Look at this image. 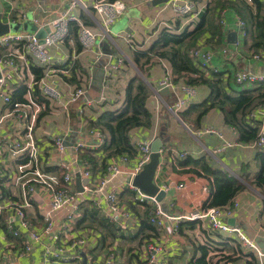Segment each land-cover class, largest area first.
<instances>
[{"label":"crops","instance_id":"1","mask_svg":"<svg viewBox=\"0 0 264 264\" xmlns=\"http://www.w3.org/2000/svg\"><path fill=\"white\" fill-rule=\"evenodd\" d=\"M122 1L125 5L124 11L108 29H104L92 8L95 0H81L74 13L79 18L81 15L89 16L94 22L93 26L89 27L99 31L100 36L90 48L82 49L80 52L74 50L72 38L50 48L58 64L66 63L69 58H73L72 53H75V59L80 66L78 71L84 78L86 94L91 101L85 103L83 99L78 100L70 103L67 110L56 106L45 114H40L33 128V136L38 146L39 166L44 171L60 173L62 170L60 163L72 161L73 147L66 146L62 153L55 151L51 144L54 137L60 138L69 133L67 141L74 144L80 141L92 147L96 145L94 149L99 148L100 141L96 134L99 130L94 127L93 122L98 120L103 112L115 111L122 106L128 80L139 74L133 61L134 51L147 47L161 28L166 27L172 33L191 31L197 24L200 14L218 1L224 3L222 8L218 7L221 13L220 20L223 22L220 24L224 30L222 44L213 48L206 45L203 38L196 42V48L201 47L212 52L210 66L212 70L202 69L204 75L212 78L213 73L220 72L225 92L235 93L236 96L238 91L244 88L259 86L237 85L233 81V73L236 70L264 73V47L249 48L252 42H260L262 38L251 26L249 34L242 38L234 24L235 16L238 15L234 6L237 4L240 6V0H186L195 5L193 13L187 16H177L167 1L155 5L152 3L153 0ZM0 2L3 5L4 21L27 23L30 28L32 26L35 28L32 29V33L35 34L39 29L47 28L41 27L35 20L45 22L55 19L69 0H0ZM244 2L252 5V2L246 0ZM251 7L252 16L256 17L254 6ZM20 14H24V17L20 18ZM259 14L262 17L263 11ZM261 30L264 36V21ZM231 33H236L238 49L235 48L236 42L229 41L233 39V36L229 38ZM126 34L132 35L131 41L126 40ZM223 48H227L229 53H221ZM104 50L112 53V62L121 58L122 64L119 70L111 73V76L104 74V82L99 89L93 86L92 81L100 63L108 60ZM255 54L259 55L258 59L254 58ZM192 57L193 64H197L198 59L193 53ZM167 69L170 70L167 63L157 58L146 65L145 79L151 90L146 106L151 113V124L147 128L135 127L129 131V141L134 147L143 141L151 142L159 135L164 139L154 177L156 185L165 191L162 201L158 202L161 213L157 216L163 220L162 225L151 224L154 232L146 228L140 230V220L146 208L148 206L153 208L157 201L152 198L144 200L137 198L136 193L126 187L127 175L113 176L105 187V191H110L114 187L122 189L120 203L131 211L123 229L107 222L104 194L93 191L101 176L93 175L92 191L81 193L77 192L74 177V187L72 186L70 190L72 193L76 190V195L78 194L74 201L76 207L67 205L58 210L54 216L55 223L61 225L67 220L68 213H74L73 228L67 234L85 236L93 240L79 249V258L62 264L100 263L109 252V247L114 246L117 264H146L150 252L147 246L149 244L158 247L153 251L157 264H249L247 261L250 258L242 254V247L240 250L235 247V243L243 245L241 241L211 229L205 221L188 218L192 212L200 210L210 202L211 193L215 189L214 179L220 173L240 181L245 186L235 195L232 202L226 205L231 209L230 215L225 219L226 222L231 221L232 225H239L243 233L253 240L259 236L264 237V184L259 186L252 183L255 176L264 168V149L254 146L253 142H241L238 131L225 123L223 113L216 107L197 117V105L209 94V88L204 84L194 85L196 92L188 104L179 112L173 113L172 108L176 100L185 96L181 88L184 82L179 79L174 82L173 89H157V81L165 75ZM17 85L13 81L9 83L12 92ZM74 86L75 82L71 81L59 83L65 94ZM101 95L104 96L102 100ZM4 108L5 105L0 100V115ZM252 114L260 121L259 128L264 131V105L256 107ZM205 128L219 132L225 140L233 143V146L218 151L217 148L221 145L218 134L204 133ZM16 130L18 129L14 127V117L6 118L0 128V167L6 173V176L0 179V258L3 259V255L8 256L10 264H42L44 248L51 243L52 235H47L42 243L35 244L29 255L19 256L17 252L21 241L19 238L15 239L7 228V222L11 220L17 228L18 217L14 216L15 206L11 205L22 200V187L19 182H13L12 176L16 172V164L23 162L24 159L11 154L5 146L6 139L12 136L26 141L25 129L20 128V133H16ZM105 139L107 140L104 133L102 144ZM92 154L93 158L98 155L97 152ZM86 157L87 155L83 158L86 160ZM96 160L98 162V159ZM134 160L135 156L132 155L129 163L123 164L122 168L130 167ZM179 184H183V187H179ZM27 197L30 205L24 208L26 219L35 228L41 227L45 213L50 209V191L38 185L32 194H27ZM234 201H237V206L233 204ZM94 202L97 208L93 207ZM57 228L61 232L59 236L63 237L66 231L62 230L61 226ZM21 233L25 234L23 231ZM145 233H152V236L143 238ZM141 238L143 239L140 240ZM262 244L264 245V241ZM259 249L262 256L254 252L257 264H264V253L261 248ZM203 254L205 259L201 262Z\"/></svg>","mask_w":264,"mask_h":264},{"label":"built area","instance_id":"2","mask_svg":"<svg viewBox=\"0 0 264 264\" xmlns=\"http://www.w3.org/2000/svg\"><path fill=\"white\" fill-rule=\"evenodd\" d=\"M8 1V0H3ZM251 3L252 0H246ZM81 0H69L64 10L61 11L57 17L53 20L40 22L35 20L41 27H47L49 29L46 36L43 38V42L32 32H8L0 35V100L4 103V112L0 115V128L6 118L14 117V127L17 128L16 133H20V128L25 129V142L9 137L5 141L7 151L13 155H17L20 159H24L23 162L16 164L15 173L12 176L14 183L20 184L22 187L20 202H14L15 206L14 216L18 217V226L15 228L12 220L8 221L7 228L10 234L15 239H20L21 246L17 252L19 256L29 255L35 244L42 243L44 238L51 234V243L46 245L43 251L42 264H62L66 261L79 258L78 251L84 247L86 243L91 242L93 238L85 236H69L67 232H70L73 228L74 213H68L66 218L68 222L64 221L61 225L55 223V213L62 209L64 206L70 205L73 208L76 207L74 201L76 200V190L72 193L70 188L74 187V177L79 175L82 190L78 192L92 191L91 183L94 180L91 166L82 157V153H85L87 149H94L92 145H86L82 142L73 143L66 139L68 134L62 137H54L51 144L54 146V150L60 153L64 152L66 146L73 147L74 154L72 155L71 162H61L60 168L63 170V175L60 176L57 172L44 171L39 166L38 158V146L33 136V128L36 125L37 120L43 111L47 112L51 108L56 106L67 110L70 103L85 100V103H89L91 100L86 94L85 85L80 82L79 86H74L67 92L59 87L60 82H65V77L69 76V71L65 67H58L59 64L54 59V56L50 52L51 47L65 43L70 39L69 36V24L75 22L78 25L77 38L82 45V49L90 48L100 32L93 28L84 25L81 19L74 13L75 8L80 4ZM167 3L171 6L174 13L177 16H187L193 13L195 5L191 1L186 0H167ZM97 14L102 28L108 29L115 19L122 14L125 9V5L122 0H95L92 7ZM20 18L24 17V14L19 15ZM222 22V20H220ZM223 24V22H222ZM234 24L237 28L239 35L243 38L247 36V24L238 15L235 16ZM126 40L129 42L132 40L131 34L125 35ZM235 48L238 49L239 42L235 43ZM193 55L198 59L197 65L200 68H207L212 65V52L204 50L201 47L196 48ZM221 53L228 54L227 48L221 49ZM75 59V53H72ZM112 55H108L106 64L102 66L104 74L111 76V73L119 70L122 64V59L117 58L115 62H112ZM254 58L258 59L259 55L255 54ZM35 64L42 67V75L37 79L34 73L31 71L30 66ZM71 66V65H70ZM211 68V67H210ZM216 71V69H213ZM65 76V77H62ZM77 80L81 79V73L76 72ZM24 83L26 85V92L24 94L25 101H17L11 99V89L9 83ZM233 81L237 85L242 84H259L264 83V73L252 72L249 70H236L233 73ZM104 82V79H103ZM37 87L44 99L48 103L38 102L33 97V89ZM175 83L170 70H166L165 75L157 81V89H173ZM185 96L176 100L173 113L179 112L189 102V99L195 94V86L183 84L181 86ZM104 99L101 95L100 100ZM204 133H216L218 134L221 145L217 148L218 151H222L226 148L233 146L228 140H225L224 136L212 128H205ZM100 141L99 146L102 144L103 133L96 132ZM254 146L264 149V131L260 128L258 137L253 141ZM87 147V148H86ZM136 155L134 163L128 168H122V165L129 163L130 157L128 155H122L111 158L109 161L105 174L100 177L98 183L95 185L94 193L104 194L106 201V218L107 222L112 226H117L120 229L126 227V220L129 219L131 211L125 208L120 203V194L122 189L120 187H114L110 191H105V187L108 184L110 178L117 174H125L129 178L126 182V187L136 193L137 198L144 200L149 197L142 193L137 187L132 184V179L137 175L149 161L150 157V142L143 141L138 143L135 147ZM6 176L5 171L0 167V179ZM5 182V180H4ZM42 186L50 191L51 201L50 209L45 213L44 221L41 227L35 228L27 219L24 212V208L30 205L27 194H32L36 186ZM179 187H183V184H179ZM237 206V201L233 203ZM93 207L97 208L94 202ZM154 207L149 211L147 221L155 226H161L163 220L158 218L157 215L161 213V208L158 202L153 204ZM1 209V206H0ZM231 209L229 206H206L200 210L194 211L189 215L191 220H201L207 222L209 227L223 235H228L238 239L244 244L247 249L254 251L258 256H262V253L256 244V242L249 238L239 225H230L226 222V217L230 215ZM176 218V217H173ZM66 231L63 233V237L57 227ZM177 227V226H175ZM21 231L25 232L22 234ZM95 240V239H94ZM149 248V254L146 264L156 263L155 251L158 247L152 244L147 245ZM114 247H109L105 259L96 264H117L118 258L114 254ZM4 250V249H3ZM0 264H10L8 256L3 255V259L0 258ZM157 264V263H156Z\"/></svg>","mask_w":264,"mask_h":264},{"label":"trees","instance_id":"3","mask_svg":"<svg viewBox=\"0 0 264 264\" xmlns=\"http://www.w3.org/2000/svg\"><path fill=\"white\" fill-rule=\"evenodd\" d=\"M240 1L241 5L238 6L237 4L234 7L238 16L246 21L248 34L251 31V26L254 31L258 32V36L262 38L260 42H252L249 48L264 47V36L261 30V25L264 21V0H252L251 6H254L256 17L252 16V7L245 4L244 0ZM222 6H224V3L218 1L217 4L205 9L191 31L184 30L180 33H172L166 27L161 28L147 47L133 52V61L139 70V74H135L128 80L122 106L115 111L103 112L98 120L93 122L94 127L98 128L97 130L106 134L107 140L105 139L99 148L87 149L85 153H82V157L87 155L86 160L90 163L94 176L99 174L102 177L105 174L106 167L112 157L122 155L131 157L136 155L134 145L130 144L129 141V131L135 127L147 128L151 124V113L146 106L151 90L144 78L147 76L146 65L151 63L154 58L167 63L174 75V82L181 79L188 85L204 84L209 88L207 98L197 105V117L205 114L210 108L216 107L223 113L225 123L238 131L241 142H253L258 137L260 121L254 118L252 112L256 107L264 105V83H259V86L254 88H244L238 91L237 96L235 93L229 94L225 92L220 72L213 73L212 78H207L202 69L212 70V68L198 69V65L193 64L192 61V50L197 47L196 42L198 40L203 38L204 43L213 48L222 44L224 30L220 24V8L218 9V7L222 8ZM261 11H263L262 17L259 14ZM80 19L84 25L93 26L94 24L93 20L87 15H81ZM69 25V36L74 41V50L80 52L82 45L77 38L79 27L75 22H70ZM58 67L68 69L69 76L62 77H65L66 81L75 82L79 86L80 81L76 78V72H78L80 66L77 64L76 59L71 60L69 58L66 63H61ZM30 69L34 73L35 78L38 79L42 75L41 66L32 64ZM17 84L14 88L15 90L11 93V99L24 102L26 85L24 83ZM33 97L38 102L48 103L36 86L33 89ZM46 111H43L42 114H45ZM92 152H97L98 155L93 158ZM96 159H98V162ZM59 175H63V170H61ZM252 183L259 186L264 184V168L255 176ZM213 184L215 189L211 193L208 206L224 207L230 204L235 195L245 187L240 181L221 173L214 179ZM150 210L151 207L148 206L142 215L140 230L146 228V230L154 232L155 229L147 221ZM144 236L143 238L150 237L152 233H145ZM241 252L250 258L247 263H258L254 251L247 250L244 253L241 250ZM201 259L200 261L204 262L205 254H203Z\"/></svg>","mask_w":264,"mask_h":264},{"label":"water","instance_id":"4","mask_svg":"<svg viewBox=\"0 0 264 264\" xmlns=\"http://www.w3.org/2000/svg\"><path fill=\"white\" fill-rule=\"evenodd\" d=\"M163 1H167V0H153L152 3L155 5ZM2 16H3V5L0 2V35L10 32L11 29L16 25V23L14 22L4 21ZM22 26L25 29L32 30L27 23L22 24ZM48 31H49L48 28H41L38 31H36L34 35L40 40V42H43V38L46 36ZM231 36H233V39L231 40L229 39L230 43H235L236 33L229 34V38ZM104 54H106L107 56L112 55L110 51H106V50H104ZM106 61L100 63L92 81L93 86L99 89L102 87L103 84L104 71L102 69V66L106 64ZM163 143H164V139L161 135L154 138L150 142L151 153H150L149 161L144 165L143 169L132 179V184L135 187H137L142 193L146 194L147 196L153 197L154 200L157 202H161L163 197L165 196V191L161 189L158 185H156L154 181L156 169L157 166L159 165V157H160L161 149L163 147ZM75 184L77 190L81 191L82 187L78 174H76ZM229 223L232 224L231 221ZM254 241L264 253V245L262 244V242L264 241V237L259 236L255 238ZM152 264H156V263H152Z\"/></svg>","mask_w":264,"mask_h":264},{"label":"rangeland","instance_id":"5","mask_svg":"<svg viewBox=\"0 0 264 264\" xmlns=\"http://www.w3.org/2000/svg\"><path fill=\"white\" fill-rule=\"evenodd\" d=\"M20 24V25H19ZM33 24V22L31 23V25ZM31 29H35L33 26L31 27ZM26 31H28V32H33L32 30H27V29H25L23 26H22V23H20V22H17L16 23V25H15V27H13L12 29H11V32H26ZM80 82H82V83H84V78L81 76V79L79 80ZM236 245H235V247H236V249H238V250H240L241 249V247H242V250L243 251H245L246 249V247L244 246V244L243 245H240V244H237V243H235Z\"/></svg>","mask_w":264,"mask_h":264}]
</instances>
